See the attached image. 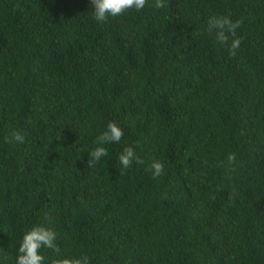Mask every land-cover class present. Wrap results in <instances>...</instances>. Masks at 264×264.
<instances>
[{"label": "trees", "instance_id": "trees-1", "mask_svg": "<svg viewBox=\"0 0 264 264\" xmlns=\"http://www.w3.org/2000/svg\"><path fill=\"white\" fill-rule=\"evenodd\" d=\"M165 3L97 23L90 0H0V264L33 225L57 233L44 264H264V0ZM213 15L241 21L234 57Z\"/></svg>", "mask_w": 264, "mask_h": 264}, {"label": "clouds", "instance_id": "clouds-1", "mask_svg": "<svg viewBox=\"0 0 264 264\" xmlns=\"http://www.w3.org/2000/svg\"><path fill=\"white\" fill-rule=\"evenodd\" d=\"M90 3L94 8L92 15L95 21L97 23H105L110 18L120 16L130 9L142 10L147 0H90ZM165 6V0H154L155 8L160 9ZM239 27H241L240 20L233 22L227 16L213 15L207 20V31L215 34L218 44L228 46L229 55L232 57L236 55L241 43V40L236 36V29ZM123 135L122 129L114 121H110L107 124V129L96 138L95 143L100 146L95 147L88 153L87 166L92 167L102 157H108L109 153L103 145L119 143ZM6 142L23 144L25 135L19 131H13L10 137L6 138ZM117 159L123 169L130 168L133 162L136 164L145 163L144 160L136 155L132 147H125ZM235 160V153L228 155L227 161L229 165H232ZM147 170L151 172L153 178H157L163 174L164 164L154 159L148 165ZM56 241L57 233L52 228L43 225H33L22 236L16 256V264H44L45 257L41 255L42 248L50 249L59 256L60 248ZM50 264H89V259L86 256L62 257L51 260Z\"/></svg>", "mask_w": 264, "mask_h": 264}]
</instances>
